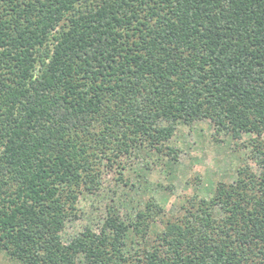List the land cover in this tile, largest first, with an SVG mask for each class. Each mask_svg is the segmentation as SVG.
Masks as SVG:
<instances>
[{
  "label": "trees",
  "instance_id": "1",
  "mask_svg": "<svg viewBox=\"0 0 264 264\" xmlns=\"http://www.w3.org/2000/svg\"><path fill=\"white\" fill-rule=\"evenodd\" d=\"M198 119L247 153L232 182L176 212L152 195L128 218L109 204L61 240L82 187L140 150L172 166L168 142ZM0 250L16 264H264V0H0Z\"/></svg>",
  "mask_w": 264,
  "mask_h": 264
},
{
  "label": "rangeland",
  "instance_id": "2",
  "mask_svg": "<svg viewBox=\"0 0 264 264\" xmlns=\"http://www.w3.org/2000/svg\"><path fill=\"white\" fill-rule=\"evenodd\" d=\"M252 136L248 130L241 133L243 140ZM168 144L178 150L172 166L167 162L161 169L158 164H152L155 155L151 157L150 152L140 150L138 157L123 158L120 165L109 167L103 174L100 190L82 187L75 198L76 215L65 220L61 240L67 243L91 227L106 213L109 204L118 206L128 218L152 195L166 213L176 212L191 194L208 197L219 181L232 182L236 164L247 154L234 150L232 139L225 133L216 134L208 119L178 127ZM247 162L254 171L258 170L254 162ZM124 180L127 184L122 183ZM0 264H16V261L0 250Z\"/></svg>",
  "mask_w": 264,
  "mask_h": 264
}]
</instances>
